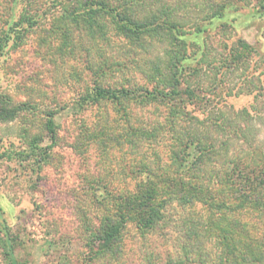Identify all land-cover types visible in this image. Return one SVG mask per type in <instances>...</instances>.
Here are the masks:
<instances>
[{
  "label": "rangeland",
  "instance_id": "rangeland-1",
  "mask_svg": "<svg viewBox=\"0 0 264 264\" xmlns=\"http://www.w3.org/2000/svg\"><path fill=\"white\" fill-rule=\"evenodd\" d=\"M191 1L192 13H199L195 0ZM237 1L242 8L228 12L230 26L224 31L216 23L196 43L205 45L211 62L225 47H236L240 39L254 47V53L244 66L226 72L202 63L187 83L203 87L208 99L222 96L214 101L217 109L232 114L245 108L256 115L246 124L256 139L253 149L262 148L264 155V100L254 98L264 95V17L255 14L258 0ZM11 5V0H0V33L9 28L16 13L12 15ZM32 5L39 14L38 25L24 32L19 46L10 45L0 55V94L15 104L32 106L16 121L0 122V264H9L7 242L14 245L19 264H141L151 251L165 261L171 250L165 239H142L133 225L125 234L122 263L91 260L89 239L102 217L114 211L109 193L136 188L138 161L169 155L165 129L156 138L136 141L130 136L132 126L150 132L154 126L162 128L166 106L132 101L125 115L123 107L112 103L82 110L77 104L94 84L95 70L100 67L107 73L101 80L104 86L152 85L138 69V65L145 66L151 51L131 49L111 24H107L105 38H92L67 21L74 32L65 36L60 20L63 11L51 0ZM198 45L190 52L193 58ZM49 112L56 123V144L47 150V160L39 163V151L27 156L29 144L33 139H39L44 149L53 144L46 128Z\"/></svg>",
  "mask_w": 264,
  "mask_h": 264
},
{
  "label": "trees",
  "instance_id": "trees-1",
  "mask_svg": "<svg viewBox=\"0 0 264 264\" xmlns=\"http://www.w3.org/2000/svg\"><path fill=\"white\" fill-rule=\"evenodd\" d=\"M11 1L10 11L16 13L9 28L0 33V55L10 45L19 46L24 32L39 23L38 11L32 7L37 0ZM194 2L197 14L192 13L191 0H51L63 11L60 20L65 36L74 32L67 21L92 38H105L107 24H111L131 49L152 53L145 66L138 65L152 85L104 86L101 80L107 73L100 67L95 70L94 84L77 103L79 109L112 103L123 107L127 115V103L136 101L164 104L168 114L165 125L154 126L152 132L130 128L136 141L156 138L165 129L169 155L141 159L134 169L139 179L136 188L109 193L114 211L102 217L97 230H91L93 261L122 263L125 234L133 225L142 239L160 236L171 249L165 261L151 251L141 264H264V155L262 148L253 149L256 139L246 124L256 115L245 108L232 114L217 109L214 101L222 96L208 99L203 87L187 83L202 63L226 72L244 66L255 49L240 39L236 47H225V52L209 61L207 48L196 39L216 23L225 31L230 26L228 12L242 7L237 0ZM255 14L264 17V0H258ZM196 44L193 58L190 52ZM259 97L264 100V95H256V102ZM30 111V103L15 104L0 94V122H14ZM46 128L53 140L48 149L40 147L39 139L29 144L27 156L39 151V163L47 160L56 144L53 113L48 115ZM6 244L9 264H19L14 245Z\"/></svg>",
  "mask_w": 264,
  "mask_h": 264
}]
</instances>
